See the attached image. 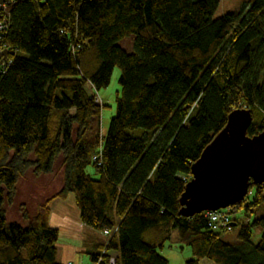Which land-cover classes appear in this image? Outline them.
I'll use <instances>...</instances> for the list:
<instances>
[{"label":"trees","instance_id":"16d2710c","mask_svg":"<svg viewBox=\"0 0 264 264\" xmlns=\"http://www.w3.org/2000/svg\"><path fill=\"white\" fill-rule=\"evenodd\" d=\"M219 4L11 0L0 40L10 49L0 73V264H60L49 203L68 196L101 234L90 238L91 264H169L158 249L172 231L191 250L185 264H264V215L232 244L203 212L179 214L191 165L231 110L251 109L247 135L264 131V0L217 17ZM114 68L120 90L104 134L96 93ZM55 168L61 188L34 213L20 203V221H8L18 181ZM249 192L230 213L264 204L262 184Z\"/></svg>","mask_w":264,"mask_h":264},{"label":"water","instance_id":"95a60500","mask_svg":"<svg viewBox=\"0 0 264 264\" xmlns=\"http://www.w3.org/2000/svg\"><path fill=\"white\" fill-rule=\"evenodd\" d=\"M10 1L0 0V5ZM7 57L8 49L0 48V65ZM252 119L250 108L229 112L225 126L191 165V178L179 198L180 215L230 207L245 198L250 183L264 186V131L247 135Z\"/></svg>","mask_w":264,"mask_h":264},{"label":"rangeland","instance_id":"374dc122","mask_svg":"<svg viewBox=\"0 0 264 264\" xmlns=\"http://www.w3.org/2000/svg\"><path fill=\"white\" fill-rule=\"evenodd\" d=\"M250 2L251 0H220V4L216 10L215 16H221L223 13L228 11H236L240 9L241 6L248 5ZM119 74V69L114 68L108 87L100 89L96 93L101 103L106 105V107H104L101 112V131L104 134L107 131L111 116L115 113V97L117 92L120 90V86L118 84ZM140 132H142L141 129H136L132 131V134L138 136ZM41 184L48 187L47 190L42 189ZM61 185L62 171L57 168H55L52 173L45 175L43 174L40 176H35L31 171H29L24 175L22 179L18 181L17 192L18 190L19 192H16L17 194L15 195V201L22 200L27 202L29 205H31V211H33L32 213H34L47 198L55 194L61 188ZM18 186L20 189L18 188ZM250 192H248V195L250 194ZM40 199H42V202L34 207L36 202L39 203L41 201ZM225 209L229 213L230 221L232 222L233 219H236L237 225L235 227H233L234 225H232L230 230L219 231H221L222 238L232 244H238L240 242L237 234L240 230L241 225L249 223L254 217L264 215V204L256 208L252 207L254 211L253 213H249L248 217L245 215L247 211H245L244 209H240L235 213H230L228 210L229 208ZM14 214L15 212L8 213L7 220L11 221L15 219L13 216ZM251 230L252 235L250 241L251 243L256 244L260 238L261 229L259 226H253ZM63 231H65V228H61L60 238L66 240L67 238L64 236L65 232ZM158 252L168 259L169 264H185L186 260L193 257L190 248L187 245L179 242L175 231H172L170 233L169 239L164 243V246L162 248L158 249ZM112 254L114 256L113 252ZM82 256L84 255L82 254ZM197 264L214 263L208 259H202Z\"/></svg>","mask_w":264,"mask_h":264},{"label":"crops","instance_id":"0c3cea01","mask_svg":"<svg viewBox=\"0 0 264 264\" xmlns=\"http://www.w3.org/2000/svg\"><path fill=\"white\" fill-rule=\"evenodd\" d=\"M41 188L47 190L48 187L41 184ZM40 200L41 201L39 203L36 202L34 207L42 202V199ZM20 203L27 204L29 211L33 212L31 211V205H29L27 202L22 200L15 201L14 199V203L8 208L7 211V215L10 212H15L13 215L15 219L11 221H20V213L18 211V206ZM49 209V224L52 227L57 228L59 234L57 240L56 261L60 264H90V257L87 253V251H93V242L90 238L91 236H100L101 234L80 221L78 209L72 196H68L64 199H53L49 203ZM61 228H65V231L63 232H65L64 236L67 238L66 240L60 238ZM82 254L84 256H82ZM115 254L116 253H114V255Z\"/></svg>","mask_w":264,"mask_h":264},{"label":"built area","instance_id":"2783aa9c","mask_svg":"<svg viewBox=\"0 0 264 264\" xmlns=\"http://www.w3.org/2000/svg\"><path fill=\"white\" fill-rule=\"evenodd\" d=\"M8 5L9 4H6V3H2L0 5V40H1V37L4 35V31L7 27L6 23H7L8 15L6 14V8ZM0 48L3 49L6 47L0 46ZM7 49H8V53H9L10 49L9 48H7ZM8 64H9V60L7 57V59L5 61H3V63L0 65V73H3L6 70V67ZM97 99H98V101H100L98 97H97ZM203 215L207 219L208 226L210 227V229H212L214 231L230 230L231 229L232 222L230 221L229 213L227 212V210L225 208H220L217 210H205V211H203ZM103 233L109 234L108 230H104ZM100 261H101V257L99 258L98 262H96V264H98ZM109 263L110 264L115 263L114 257H112V256L110 257ZM68 264H70V263H68Z\"/></svg>","mask_w":264,"mask_h":264},{"label":"bare ground","instance_id":"6f19581e","mask_svg":"<svg viewBox=\"0 0 264 264\" xmlns=\"http://www.w3.org/2000/svg\"><path fill=\"white\" fill-rule=\"evenodd\" d=\"M247 195H248V194H246V196H247ZM246 196H245V197H246ZM244 199H245V198H244ZM244 199H243V200H244ZM243 200H242V201H243ZM227 208H228V207H227ZM219 209H220V208H219ZM216 210H217V209H216ZM204 211H205V210H204ZM202 212H203V211H202ZM232 225H234V223H233Z\"/></svg>","mask_w":264,"mask_h":264}]
</instances>
